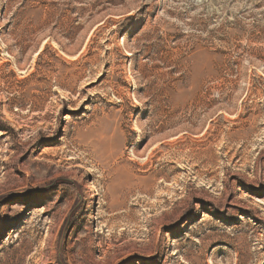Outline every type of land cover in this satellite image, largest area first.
Segmentation results:
<instances>
[{"label": "rangeland", "instance_id": "1", "mask_svg": "<svg viewBox=\"0 0 264 264\" xmlns=\"http://www.w3.org/2000/svg\"><path fill=\"white\" fill-rule=\"evenodd\" d=\"M0 264H264V0H0Z\"/></svg>", "mask_w": 264, "mask_h": 264}]
</instances>
